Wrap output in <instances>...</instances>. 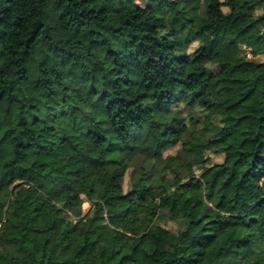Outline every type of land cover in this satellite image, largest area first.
I'll return each instance as SVG.
<instances>
[{"label": "trees", "instance_id": "obj_1", "mask_svg": "<svg viewBox=\"0 0 264 264\" xmlns=\"http://www.w3.org/2000/svg\"><path fill=\"white\" fill-rule=\"evenodd\" d=\"M261 54L264 0H0V264H264Z\"/></svg>", "mask_w": 264, "mask_h": 264}, {"label": "rangeland", "instance_id": "obj_2", "mask_svg": "<svg viewBox=\"0 0 264 264\" xmlns=\"http://www.w3.org/2000/svg\"><path fill=\"white\" fill-rule=\"evenodd\" d=\"M215 18H216L215 15L213 13H211L210 19L212 22L215 20ZM256 60L258 62L264 64V54L259 55L256 58ZM156 75L159 79L161 86L164 88L167 87L172 81L169 76L163 77L157 73H156ZM179 151L191 153L192 156L194 157V160H196V161L201 160L203 163L202 165H205V166H209V165H212L215 163H220L222 161V156L217 152H211V151L204 152V151H201V150H198L195 148L185 146V145L180 144V143L175 147H171V148H168L167 150L163 151L162 152V158H166L167 156H176V154ZM141 160H142V158L136 159V161L134 163H131V166L127 170V172L124 176V179H123V184H122L124 191H126L128 189L130 174L132 173L133 170L136 169V167H139L141 165ZM200 167H201V165L200 166L194 165L193 172L195 175L199 174ZM163 174H164L163 176L167 179L171 178V176H172L171 172H169L167 170H165ZM186 182L187 181L185 180L182 183H186ZM81 209H82L83 215H87L93 210V207L91 205H89L88 203H83L81 206ZM160 225L162 227L168 229V230H171V231L176 230V225L170 221H162V222H160Z\"/></svg>", "mask_w": 264, "mask_h": 264}]
</instances>
